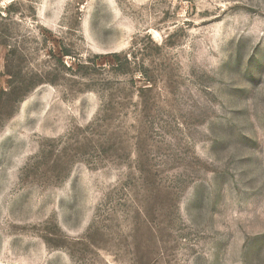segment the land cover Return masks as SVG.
Returning <instances> with one entry per match:
<instances>
[{
  "label": "rangeland",
  "instance_id": "obj_1",
  "mask_svg": "<svg viewBox=\"0 0 264 264\" xmlns=\"http://www.w3.org/2000/svg\"><path fill=\"white\" fill-rule=\"evenodd\" d=\"M0 264H264V0H0Z\"/></svg>",
  "mask_w": 264,
  "mask_h": 264
}]
</instances>
